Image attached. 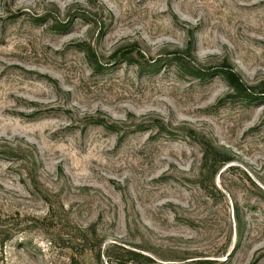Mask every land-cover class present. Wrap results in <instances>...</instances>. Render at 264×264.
Segmentation results:
<instances>
[{
	"label": "rangeland",
	"instance_id": "374dc122",
	"mask_svg": "<svg viewBox=\"0 0 264 264\" xmlns=\"http://www.w3.org/2000/svg\"><path fill=\"white\" fill-rule=\"evenodd\" d=\"M263 91L264 0H0V264H264Z\"/></svg>",
	"mask_w": 264,
	"mask_h": 264
},
{
	"label": "trees",
	"instance_id": "16d2710c",
	"mask_svg": "<svg viewBox=\"0 0 264 264\" xmlns=\"http://www.w3.org/2000/svg\"><path fill=\"white\" fill-rule=\"evenodd\" d=\"M135 52H136L135 49H132V48L129 49L128 47H124L120 51V55L125 56L126 58H129ZM212 71H214V70L212 69L210 72V70L208 69V71L205 72V70L200 69L197 73L198 74L197 76L199 78H205L207 76L212 75L213 74ZM218 72H220L221 74H223L227 78L228 82L230 83V86L241 97L248 98V97H251L252 94H254L255 88L248 85L243 80L241 75L230 64H224L222 69H220V71H218ZM205 145H204V149H205L204 168L205 169H207V168L212 169L211 178H214L219 173L222 165L227 164L230 161V159H228V158L224 159V157L220 154V152H218L212 145H208V143H206ZM130 253L133 256V260H135L137 262L140 261L139 259H144V262H142L143 264H146L147 261L149 263L156 264L150 258L145 257L141 253H137V252H130ZM82 254H84V253H80L79 255L82 256Z\"/></svg>",
	"mask_w": 264,
	"mask_h": 264
}]
</instances>
